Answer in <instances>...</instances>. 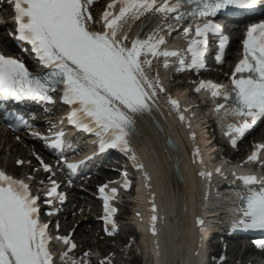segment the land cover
<instances>
[{
	"label": "snow or ice",
	"instance_id": "1",
	"mask_svg": "<svg viewBox=\"0 0 264 264\" xmlns=\"http://www.w3.org/2000/svg\"><path fill=\"white\" fill-rule=\"evenodd\" d=\"M93 2L13 0L18 39L30 44L37 58L52 71L44 76L37 75L29 71L20 59L0 54V99L54 102L50 93L63 86L64 102L78 105L72 113V123L106 137L102 147L127 151H131L128 137L135 126L133 114L151 110L149 101L158 86V80L151 78L147 71L152 68V61L142 57L178 56L179 53L161 51L159 46L165 41L162 36L157 38L155 33L137 37L128 46L124 43L128 41L127 35L123 41L117 38L122 22L128 17L139 19L141 15L153 11L175 14L171 20L177 24L187 16L204 21L196 25L195 34L205 37L210 32L221 31L210 17L229 9L264 7V0H163L159 6L158 0H113L102 17L106 30L93 31V17L89 11ZM117 3L121 5L118 14L114 12ZM182 5L195 7L190 11H181ZM168 26L171 29L174 24ZM247 37L244 41L245 57L233 73L234 77L236 73L241 76L232 81L234 96L231 98L237 112L250 116L254 123L264 117V23L250 27ZM226 39L221 36V49ZM204 43V39L191 41L188 51L192 54V62L189 67H203L201 45ZM183 68L184 60L181 59L179 70ZM245 73L246 76L243 75ZM206 86L213 89L214 97L221 94V86L201 82L200 88ZM224 98L228 100L230 97L226 93ZM172 103L177 104V101ZM249 127L245 123L232 130L243 134ZM62 143L61 139L52 146L61 147ZM258 147L264 148V145ZM256 159L257 153L254 152L249 160ZM240 179L249 186L264 184L256 176ZM249 192L242 197L246 219L240 220L234 227L264 230V188L260 191L250 188ZM54 193L55 185L48 195ZM106 207L110 213L115 211L110 205ZM155 219L153 217V221ZM109 223L113 221L109 220ZM200 223L203 224V221ZM47 228V224L40 222L36 198L30 194L28 185L0 172V264H52ZM64 243H69L67 238H64ZM258 246L264 247V243Z\"/></svg>",
	"mask_w": 264,
	"mask_h": 264
},
{
	"label": "bare ground",
	"instance_id": "2",
	"mask_svg": "<svg viewBox=\"0 0 264 264\" xmlns=\"http://www.w3.org/2000/svg\"><path fill=\"white\" fill-rule=\"evenodd\" d=\"M159 2L163 1L158 0V3ZM157 6H159V4H157ZM165 15L166 14L164 13L153 11L141 15L139 19L128 17L124 22H122L120 31L133 26L132 31L138 33L139 30L145 26L147 21L150 20L144 27L143 33L140 35V38H143L150 33H155L157 24L161 22ZM102 23L103 25L100 30L105 31L106 29L103 27L104 21H102ZM127 44L130 46L131 41ZM167 45L168 44L165 43L160 45V50L168 51ZM175 47L179 49L180 45L177 44ZM156 58L157 59L155 61H152V68L147 69L150 77L153 79L154 77L151 70L153 71L155 68L158 70L159 66L163 67L162 71L165 69L164 64L159 63L160 61H164L163 63H166L167 61L172 62V59H177L176 57H172V59H170L169 56H158ZM169 66L172 68L177 67L174 66V64ZM177 92V104L175 105H169L165 100L166 96L162 94V92H159L158 89H156L155 96H157L158 105L168 124V127L171 129L175 138L182 147V158L179 155L177 159L180 158L182 160V168L184 167L183 178L185 183L182 184L175 179L173 175L172 178L169 176L167 162L171 158L174 161L175 154L169 149L165 151L162 146L165 138H167V132L169 131L168 127L165 126L163 128V132H159L154 127H148V121L145 122L142 127L138 123L139 134H141V136L136 137L133 141L132 148L136 147L137 149H140L143 157L137 155L138 157H136V159H132V164L128 169L129 174L134 177L136 182H138L136 196L134 202H132L135 205V213L131 220L133 221V225L137 231L141 234L140 237L137 236V238H140V243H142V252L145 257L152 261V264H204V261L207 258L206 241L209 240L211 228V226H209L208 228L201 229L202 227L209 225V219L204 220L206 214L210 213L211 210H215L218 206V208L213 211L218 217L216 216L211 219L212 222L221 221L224 223L228 218L230 220L227 222L234 225L233 222L240 221L243 218L239 213L240 207L233 203V201L237 200L235 195L236 193L228 190L229 193H224L226 195L221 197L222 193L217 188L218 185L223 182L231 184L234 182H240V184H243V180L240 178L246 176H256L260 181H264V170L260 169V165H255V160L246 162L243 166L239 164L226 165L225 161L212 159L210 154L212 152L211 150H214L215 146L212 145L206 148V144L208 142H206L207 139L203 135L204 129L199 126L200 124L202 125V123H199L201 119L193 117L197 110L194 108V102H192L193 100L188 98L187 87L179 88ZM212 92L213 90H202L200 91V94L205 98L211 97ZM212 110L213 109H211L210 112H212ZM216 110L218 109L215 108L213 110L214 115L219 113L216 116H219L220 122L222 121L225 123L224 128L221 130L224 134L226 132V137L230 140L233 137H239L241 135L240 133H232L230 130V126L238 127L235 124V122L240 121L238 115L236 113H232L229 107L226 109L224 107L221 112ZM202 113L204 114L203 111ZM181 116H183V119H181ZM176 125H180L185 131L184 134L187 142L191 145L190 151L193 155L190 154L187 143L185 142L182 134L177 130ZM4 136L3 142H6L7 145L5 146H8V144H11V141L7 135ZM242 140H244V138ZM263 141L264 139H260L259 141L247 140L244 144H242V146L246 149L251 143H254L255 146L256 143L261 142V144L257 145L256 148H258V146L263 144ZM147 142H151L153 145L155 150L152 151V154L157 157L160 168L157 167V162L152 158V155L148 154L144 150ZM251 147L253 146H250V149ZM11 148L13 150L12 146ZM14 148L18 149V146L16 145ZM196 150H198L199 154L197 156V161L194 162L195 160L193 159V156H196L194 155ZM9 151H11V149ZM132 153H135V151H132ZM261 157L262 156L258 157L259 161L257 160V163L259 164L264 162V158ZM198 161H200V163ZM216 166L220 168V173H213L210 177L202 173L203 170H206L207 173L209 169V171L212 172ZM158 170H161V172L165 174L168 181L167 186L164 185V189L158 185V182L161 181ZM213 188L215 190H213ZM158 190H161L164 194H166L167 197L171 199L172 204H174V209L171 210L168 217L163 220V222L154 198L156 191L160 193ZM188 197H191L192 207H187L189 206ZM223 199L230 200L233 205L228 204ZM179 204L185 205L186 210L184 211L183 209L182 211V206ZM154 208H156L155 212ZM220 208H224L226 213L222 214ZM212 215L213 214H211V216ZM152 216H160V218L158 221L156 219L153 221L150 220ZM200 221H203L204 223L202 227H199ZM153 225L155 230H153ZM164 226L169 227L173 233L171 249H169V251L164 250L163 241L166 230ZM80 229L81 228L77 229L76 234L78 239H83L84 236L82 235V231ZM216 229L219 230L218 227H216ZM150 231H153V234L150 233ZM234 251H231V254L234 253ZM217 254H221L220 249L213 253L212 256L220 257V255ZM234 256H238L237 253L234 254Z\"/></svg>",
	"mask_w": 264,
	"mask_h": 264
},
{
	"label": "rangeland",
	"instance_id": "3",
	"mask_svg": "<svg viewBox=\"0 0 264 264\" xmlns=\"http://www.w3.org/2000/svg\"><path fill=\"white\" fill-rule=\"evenodd\" d=\"M189 79L190 78L188 76L184 75L183 78H181L178 82H185L180 84L189 87ZM178 82H173L172 79L169 80V84L170 86H172V88L174 86L177 87ZM189 92L190 91L188 90V94ZM197 114H199L201 118H208L205 117L204 114L200 111H197ZM199 123H202L203 126H205L204 124L206 122L204 120H200ZM203 132L207 133L208 136H212L213 139L217 135V133H214V130L212 129L207 130L205 128ZM3 139L4 138L0 137V166L7 168L9 171L12 170V172L18 173L19 175H25L27 173L25 170L16 168L18 157H21L26 154V149L24 145L22 143H17L15 139H11L10 141L12 142V144H8V146H5L7 145V143H4ZM218 141L225 145L221 139L217 140L216 143H218ZM16 145H18V149L14 148ZM11 146L13 147V150ZM221 147L223 146L221 145ZM10 149L11 151H9ZM222 150L225 153H229L228 149L225 146L222 148ZM213 157L216 158L217 156L214 155ZM132 195L134 194H130V196ZM81 198L82 200L79 199L80 201L78 208L74 210L75 212L77 210V212H80H74L75 215L70 214L68 221H66V230L72 228L74 224L75 226L77 225V228H81L80 230L82 231V235L84 236V238L78 239V236L76 237L80 244L79 247L86 249L87 255L89 254L91 256H94L93 260L86 257V259H88V262L86 264H152V261L145 257L142 252V243H140V239L135 238V244L128 241L130 236H132L134 232V225L133 221L131 220L135 208L134 203H130L123 207V214L121 215V218H119L118 221L119 229L115 232V236L113 238H105V236L102 234L99 224L97 222L92 221L93 219L98 218V206L93 203L91 196H81ZM134 199L135 197L130 198L132 202H134ZM81 222H83V224L78 226ZM242 244L246 243L242 242ZM240 245L241 243L237 241H235L234 243H226V247L228 249L225 252L227 259L225 264H250V262L252 261V257L249 254H244L239 249ZM206 250L207 258L205 259L204 264H223V259H221L222 257H212V254L218 250V246L216 244H208L206 246ZM231 251H234V253L231 254ZM236 253L238 256H234V254ZM225 254H223L222 256H224ZM95 257L97 260L95 259ZM98 260H100L101 262H97ZM82 261L84 262V260Z\"/></svg>",
	"mask_w": 264,
	"mask_h": 264
}]
</instances>
